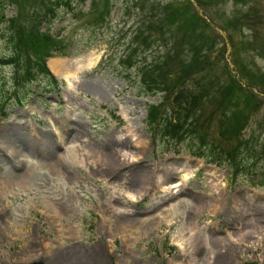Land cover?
<instances>
[{"label":"rangeland","instance_id":"rangeland-1","mask_svg":"<svg viewBox=\"0 0 264 264\" xmlns=\"http://www.w3.org/2000/svg\"><path fill=\"white\" fill-rule=\"evenodd\" d=\"M48 1L0 0V264H264V0L56 5L39 29L66 55L45 59L57 89L43 92L41 74L14 78L36 71L18 12ZM162 56L170 96L140 83ZM232 82L227 104L218 90ZM164 112L181 126L159 129ZM237 113L235 140L225 118ZM201 138L253 152L239 170L204 161L188 145Z\"/></svg>","mask_w":264,"mask_h":264},{"label":"trees","instance_id":"trees-1","mask_svg":"<svg viewBox=\"0 0 264 264\" xmlns=\"http://www.w3.org/2000/svg\"><path fill=\"white\" fill-rule=\"evenodd\" d=\"M12 3V2H10ZM23 3V6H25V3ZM13 4H15L13 2ZM60 6L65 10L66 8H69L72 5V0H49L48 4H45L43 7L40 8H31L30 13L27 9L20 10L18 12L19 18L22 17V19L29 24V28L27 31H25V28H22L23 34L25 36V43L31 48L33 52L34 62H35V68L36 71H32V68H27L24 71L20 72L16 77L14 78L15 84L17 83H27L30 84L38 79V75H43V79L39 82H36L35 84L41 88L43 92L49 91L50 89L54 88L55 81L53 77L49 74L47 69L45 68V59L49 57H59V56H65L66 54L63 53L60 49V43L58 40H56L52 35H49L48 28L39 29L40 24L45 21V19H48L50 17H53V10L55 6ZM25 17V18H24ZM33 18L37 19V24L32 23ZM17 20L16 16L15 18H10L9 21L14 25L15 21ZM151 27V26H149ZM18 28V27H16ZM150 28H148L149 30ZM19 38V36H18ZM167 56H165L166 58ZM4 63L2 64H8L9 60H3ZM152 66H149L152 64ZM150 64H147L146 68L140 70V83L142 87H146L148 91H154V92H165V94L171 95V92L165 91V88L167 86L166 81L169 78V74L167 72V68H165V62L164 57H159L158 60L153 61ZM10 64V63H9ZM18 64V62H17ZM182 77L179 76V79ZM181 81V80H180ZM179 81V82H180ZM235 82L230 83L226 89L224 90H218L219 95L223 98V101L227 104H230L232 102V96L234 94ZM209 94H214L216 91H212L209 89ZM176 97H174V100H179L181 94L178 92L175 94ZM177 106H179V101L177 103ZM234 106V104H232ZM158 120V127L159 129H167L169 127L178 126L180 122V118L177 117L176 119H173V122L171 121L170 117L167 116V114L164 112L160 115ZM246 118L237 113L236 118L234 115L231 116L230 119L225 118L226 124L228 123L229 131L233 130L234 132L236 130V134H232V138L237 140V135L239 131L242 129V127L245 125ZM155 120L154 112H152V109L149 107L146 112V121L150 124ZM171 121V122H170ZM191 128L194 127V123L188 124ZM179 126H181L179 124ZM178 126V127H179ZM181 128V127H180ZM225 129V128H224ZM228 131V130H226ZM181 135H178V137ZM243 142V147L241 149V146L239 149L238 146L233 147L231 150H229L227 153L221 152L219 150L214 152V148L210 149L208 146L204 145L202 138L200 140L199 144L204 149L206 148V152L210 153L211 159L216 161H226L230 163V166L234 168L242 169L244 167L243 164H240V159L243 154H249L252 153V148L247 145L246 140H241ZM190 145V144H189ZM248 146V147H247ZM219 155H223V159L219 157Z\"/></svg>","mask_w":264,"mask_h":264},{"label":"bare ground","instance_id":"bare-ground-1","mask_svg":"<svg viewBox=\"0 0 264 264\" xmlns=\"http://www.w3.org/2000/svg\"><path fill=\"white\" fill-rule=\"evenodd\" d=\"M96 59H97V57H94V58H92V59H90L87 63H86V65L83 67V68H85V69H89V68H91L92 66H93V64H95V62H96ZM49 68L51 69V71L54 73V74H57V73H59V76L61 77V79L63 80V81H65L68 85H70L69 84V81H70V77L72 76L73 77V74L72 73H69L68 71L67 72H62L61 71V69H60V67H59V64L58 63H56V60L55 59H52V60H50V62H49ZM61 71V72H60ZM128 144V143H127ZM127 144L125 143V142H120V148H122V149H125L126 148V146H127ZM122 149H120V150H118L115 154H119L118 156L120 157L121 156V158H123V160H126L127 158V155L126 154H124V151L122 150ZM132 160V159H131ZM135 162V160H132V162ZM178 185L177 184H175L174 186H173V188H175V187H177ZM132 198L134 199L135 197H133L132 196Z\"/></svg>","mask_w":264,"mask_h":264}]
</instances>
